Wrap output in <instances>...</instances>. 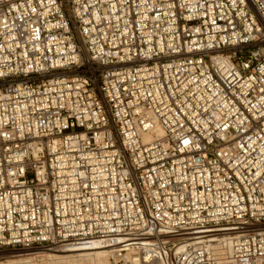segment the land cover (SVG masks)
<instances>
[{"label": "built area", "instance_id": "1", "mask_svg": "<svg viewBox=\"0 0 264 264\" xmlns=\"http://www.w3.org/2000/svg\"><path fill=\"white\" fill-rule=\"evenodd\" d=\"M158 229L264 264V0H0V249Z\"/></svg>", "mask_w": 264, "mask_h": 264}, {"label": "bare ground", "instance_id": "2", "mask_svg": "<svg viewBox=\"0 0 264 264\" xmlns=\"http://www.w3.org/2000/svg\"><path fill=\"white\" fill-rule=\"evenodd\" d=\"M184 235L185 234L176 233L171 229H158L150 230V232L143 236H118L115 239H111V241H108V239L105 238H75L72 239V242H63L53 245L52 247L44 248L40 251L28 253L34 255L35 258L41 257V261L43 258H46V261H49L50 264H82L88 261L89 264H112L110 258L114 253V249L119 246H124L131 243L150 244L169 242L171 239H184L180 241L179 245V247H184L185 245L189 244L190 240L203 236L199 233L189 236ZM161 239L165 240L160 241ZM30 259L31 258H25L21 261L0 262V264H31ZM41 261L39 260V262Z\"/></svg>", "mask_w": 264, "mask_h": 264}, {"label": "rangeland", "instance_id": "3", "mask_svg": "<svg viewBox=\"0 0 264 264\" xmlns=\"http://www.w3.org/2000/svg\"><path fill=\"white\" fill-rule=\"evenodd\" d=\"M43 249L44 248H41V247H35L33 249L2 248V249H0V262H7V261L14 262V261L24 260L25 258H31L30 259L31 264H50L49 261H46V258H43L41 261V257L35 258L34 255L30 254L33 251H40ZM28 252H30V253H28ZM39 260L41 262H39ZM77 264H79V263H77ZM82 264H89V261L84 262Z\"/></svg>", "mask_w": 264, "mask_h": 264}]
</instances>
